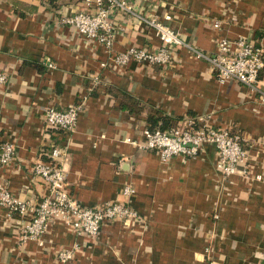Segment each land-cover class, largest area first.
<instances>
[{
	"label": "crops",
	"instance_id": "obj_1",
	"mask_svg": "<svg viewBox=\"0 0 264 264\" xmlns=\"http://www.w3.org/2000/svg\"><path fill=\"white\" fill-rule=\"evenodd\" d=\"M131 1L206 55L216 53L219 39L264 47V0ZM84 9L81 0H0V147L15 149L14 160L0 166V184L35 204L46 188L31 167L61 146L72 198L88 207L122 202L129 184L139 219L107 223L91 238L55 220L40 244L21 238L29 217L0 206V264H264V70L257 91L220 82L183 47L165 66L118 67L103 46L57 24ZM118 27L115 52L160 47L141 23L119 18ZM81 100L72 134L45 127L46 107L63 110ZM203 115L243 138L247 176L223 178L211 145L195 159L167 162L138 147L149 126ZM65 251L72 257L62 263Z\"/></svg>",
	"mask_w": 264,
	"mask_h": 264
},
{
	"label": "built area",
	"instance_id": "obj_2",
	"mask_svg": "<svg viewBox=\"0 0 264 264\" xmlns=\"http://www.w3.org/2000/svg\"><path fill=\"white\" fill-rule=\"evenodd\" d=\"M84 10L64 15L57 20L59 26L70 27L80 37L103 46L111 63L118 67L129 63L147 66L170 64L173 49L183 47L196 58L206 61L214 77L220 82H237L252 91H257L259 74L264 70V47L252 39L239 38L236 41L219 39L214 55H206L190 43L185 42L165 23L155 17H147L136 10L131 0H81ZM119 18H129L153 30L159 39L160 47L149 50L130 46L115 52L113 45L119 32ZM214 26H217L214 23ZM49 67H53L49 64ZM4 76H0V82ZM264 100V96H262ZM81 100L66 109L46 107L42 117L49 130L72 134L76 128L79 113L84 108ZM143 142L138 147L145 151L156 152L162 162L175 157L195 159L205 145L215 149V168L223 178H229L239 171L247 176V150L243 138L229 129L215 127L208 116L186 118L167 130L142 131ZM61 146L52 145L31 167L32 176L38 178L46 188L44 196L35 204L14 199L7 188L0 184V206L9 213L30 219L21 229V238L41 242L48 225L63 221L77 236L96 237L102 226L115 221L128 224L139 219L130 205L134 190L127 184L122 188V202H105L95 206H83L72 198L68 191L63 169L65 152ZM15 149L10 143L0 147V166L4 167L14 160ZM41 244V243H40ZM72 253L60 252L58 259L64 263Z\"/></svg>",
	"mask_w": 264,
	"mask_h": 264
},
{
	"label": "trees",
	"instance_id": "obj_3",
	"mask_svg": "<svg viewBox=\"0 0 264 264\" xmlns=\"http://www.w3.org/2000/svg\"><path fill=\"white\" fill-rule=\"evenodd\" d=\"M171 127H173V126H170L169 128H171ZM148 128L151 130L158 129V130H162V131L169 129L168 126L167 127H156L155 125L149 126Z\"/></svg>",
	"mask_w": 264,
	"mask_h": 264
}]
</instances>
